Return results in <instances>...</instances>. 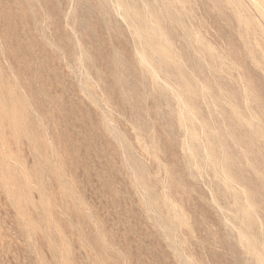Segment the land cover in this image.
<instances>
[{"label":"rangeland","instance_id":"rangeland-1","mask_svg":"<svg viewBox=\"0 0 264 264\" xmlns=\"http://www.w3.org/2000/svg\"><path fill=\"white\" fill-rule=\"evenodd\" d=\"M0 264H264V0H0Z\"/></svg>","mask_w":264,"mask_h":264}]
</instances>
